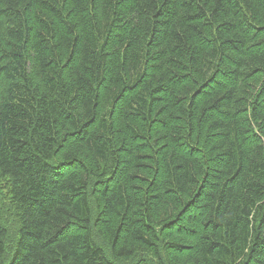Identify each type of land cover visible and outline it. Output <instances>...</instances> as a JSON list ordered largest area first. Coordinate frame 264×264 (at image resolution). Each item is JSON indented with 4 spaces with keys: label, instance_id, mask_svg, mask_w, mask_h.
I'll list each match as a JSON object with an SVG mask.
<instances>
[{
    "label": "trees",
    "instance_id": "trees-1",
    "mask_svg": "<svg viewBox=\"0 0 264 264\" xmlns=\"http://www.w3.org/2000/svg\"><path fill=\"white\" fill-rule=\"evenodd\" d=\"M0 176L6 264H264V0H0Z\"/></svg>",
    "mask_w": 264,
    "mask_h": 264
},
{
    "label": "rangeland",
    "instance_id": "rangeland-1",
    "mask_svg": "<svg viewBox=\"0 0 264 264\" xmlns=\"http://www.w3.org/2000/svg\"><path fill=\"white\" fill-rule=\"evenodd\" d=\"M9 180L0 176V209L1 222L7 231L5 253L2 256L3 264H6L13 253L16 240H18L19 221L15 205L11 198ZM106 246V245H105Z\"/></svg>",
    "mask_w": 264,
    "mask_h": 264
}]
</instances>
